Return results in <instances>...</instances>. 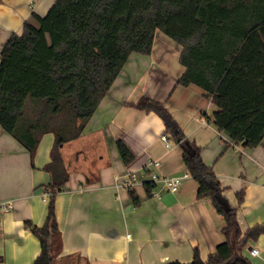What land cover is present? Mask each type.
<instances>
[{"label": "crops", "instance_id": "0c3cea01", "mask_svg": "<svg viewBox=\"0 0 264 264\" xmlns=\"http://www.w3.org/2000/svg\"><path fill=\"white\" fill-rule=\"evenodd\" d=\"M54 1L0 0V51L13 33L22 32L25 21L35 23L33 15L43 16ZM181 51L157 29L151 53L129 55L80 135L60 146L69 178L55 197L62 240L55 264L190 262L195 249L206 260L224 240L223 216L210 198L197 197L198 183L187 173L182 149L162 118L134 106L143 96L163 102L200 147L221 194L235 208L241 233L264 223V142L252 148L233 144L218 130L212 119L217 108L205 91L177 84L185 70ZM117 140L133 153L130 163L122 161ZM53 141V133H44L31 162L29 151L0 126V204L12 205L0 210V264H31L40 253V241L24 221L37 226L45 221L49 194L44 185L50 174L44 165ZM152 174L157 187L147 197L143 182ZM172 176L179 177L175 190L163 180ZM127 182L141 199L138 206L131 202ZM240 190L244 198L239 203ZM241 252L252 264H264V234Z\"/></svg>", "mask_w": 264, "mask_h": 264}, {"label": "trees", "instance_id": "16d2710c", "mask_svg": "<svg viewBox=\"0 0 264 264\" xmlns=\"http://www.w3.org/2000/svg\"><path fill=\"white\" fill-rule=\"evenodd\" d=\"M33 18L0 51V126L29 151L31 162L42 135H54L44 165L50 174L45 221H24L41 246L31 264H55L62 250L55 197L69 172L60 146L80 135L129 55L151 53L157 29L182 46L185 70L177 84L205 91L217 108L212 119L218 130L233 144L252 148L264 142V0H55ZM134 106L162 118L198 183L197 197L210 198L225 220L224 240L206 260L195 249L190 262L165 264H252L241 249L264 234V223L242 234L235 208H225L217 175L164 103L143 96ZM116 144L122 161L130 163L133 153L122 140ZM143 187L151 197L157 183L146 180ZM127 189L138 206L135 189ZM236 196L242 202L244 190Z\"/></svg>", "mask_w": 264, "mask_h": 264}, {"label": "built area", "instance_id": "2783aa9c", "mask_svg": "<svg viewBox=\"0 0 264 264\" xmlns=\"http://www.w3.org/2000/svg\"><path fill=\"white\" fill-rule=\"evenodd\" d=\"M161 138L164 141L167 140V136L165 134H162ZM150 177H151V180H153L155 182L158 180V177L155 174H152ZM163 180H164L165 184L170 187L171 190H175L177 188L178 183H179V177H177V176H172V177H169V178L164 177ZM126 185H127V187L131 186V185H129L128 182L126 183ZM11 206L12 205L10 203L3 202V203L0 204V210H7V209L11 208ZM251 253L252 254H257L258 250L253 248V249H251Z\"/></svg>", "mask_w": 264, "mask_h": 264}, {"label": "water", "instance_id": "95a60500", "mask_svg": "<svg viewBox=\"0 0 264 264\" xmlns=\"http://www.w3.org/2000/svg\"><path fill=\"white\" fill-rule=\"evenodd\" d=\"M224 205H225V208L226 209H229L230 208V205H229V203L226 201V202H224Z\"/></svg>", "mask_w": 264, "mask_h": 264}]
</instances>
